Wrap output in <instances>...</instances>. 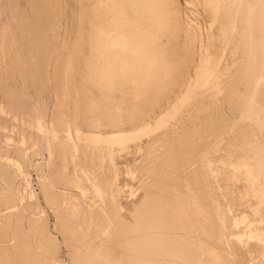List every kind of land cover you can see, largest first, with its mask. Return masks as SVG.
Segmentation results:
<instances>
[{"label": "rangeland", "instance_id": "374dc122", "mask_svg": "<svg viewBox=\"0 0 264 264\" xmlns=\"http://www.w3.org/2000/svg\"><path fill=\"white\" fill-rule=\"evenodd\" d=\"M205 8L204 0H0V198L7 207L18 190L26 197L14 214L0 211V264H264L261 35L257 76L249 57L234 61L228 49L220 78L208 82ZM137 21L151 22L144 35ZM122 29L144 43L118 44ZM66 126L128 138L99 150L86 137L67 140ZM81 169L105 196L73 185Z\"/></svg>", "mask_w": 264, "mask_h": 264}, {"label": "bare ground", "instance_id": "6f19581e", "mask_svg": "<svg viewBox=\"0 0 264 264\" xmlns=\"http://www.w3.org/2000/svg\"><path fill=\"white\" fill-rule=\"evenodd\" d=\"M150 1L152 2V0H150ZM159 1H161V0H159ZM204 1H205V7H206L205 9H208V13H209V15H207V16H209V19H210L209 21H211V23H210V25L208 27L209 28V31H208V33H209L208 34V37H209L208 46L212 50H211L210 53L208 52V54H207V58L209 59V62L207 63L208 68L207 67H206L207 69L205 68V71L207 73L208 82H211L212 80H216V79L220 78L219 73H218V69H219L220 65L222 64L223 58H225V56H226L225 52L228 49H230V54H231V57H233L234 61H236L235 58H240L241 56L244 57L246 60L249 57V66L251 67V69L253 70V72L257 76V74L259 73L258 72L259 66L256 63V61L259 59L260 56H259V52L256 50L257 49V45H258V40H257L256 37L254 38V34L256 32V29L259 30V34L261 35V45H262L261 49H262V53H263L262 58H263V61H264V7H263V10L261 9L259 14H257V7H258V1L257 0H204ZM145 2H144V4H145ZM146 4H147L146 6H147L148 11L151 10V12H153V13L159 11V10L156 11L157 7L159 8V6H157V4H155V3L154 4H150V2H147ZM144 7H145V5H143L140 8L142 9ZM147 9H143V10H147ZM139 11H141V10H139ZM160 11H162V10H160ZM123 12H125V11H123ZM159 13H160V15H162L161 12H159ZM145 14L147 15V11H145ZM123 17H124V14L122 13V10L120 11V10H118L117 7H115L114 15H113V19H112L111 23L116 29L120 30V28H123L124 23H125V20L123 19ZM148 17H149V15H148ZM153 18L155 19V21L153 22L154 24H162V22H159L161 17H159V19L157 17H153ZM155 22H157V23H155ZM146 25H147V23H146ZM146 25H142V23L140 21H137V23L133 24V27L137 28V31H136L137 34L138 33L140 34L142 32L143 35H144L146 27H148V29H149V27H151V26H149V25H151V22L149 21L148 26H146ZM154 27H156V26L154 25ZM157 27H158V25H157ZM216 30H218V32ZM216 32H217V35H219V38H216V41L217 42L219 41V43H220L219 46H221L220 48H222V50H223V55L220 57L217 66L215 65V62L213 61L214 49L216 47L215 44H217V42L214 39L216 37ZM102 33H104V34L110 33V30L107 33H106V30H103ZM128 34H129L128 32L123 30L121 32V36H122L121 38H122L123 41L117 42V43L118 44L121 43L124 46H126V42H128V45H136V48L141 46L144 43L145 36H143V38L141 39V36H138L137 34H134V35L129 34L130 36H128ZM9 35H11V34H9ZM19 40H17V41H19ZM17 41L15 40V42H17ZM6 42H7V40H6ZM7 44H9V43L7 42ZM261 45L259 44L260 47H261ZM5 46H6V44H5ZM8 47L11 48V46H8ZM10 48H8V49H10ZM231 48H233L232 53H231ZM11 49H14L13 46H12ZM0 50H1V48H0ZM138 52H139V49H137V53ZM3 53H4V51H3ZM11 53H14V52H11ZM240 53H242V55ZM2 54L0 55L1 57L4 55V54L3 55ZM228 55H229V53H228ZM6 57H7V55H6ZM10 57L11 56L7 57L8 59H6V58L5 59L10 62V59L12 60L13 56L11 58ZM133 60H135V59H133ZM140 60L144 63V65H152L153 64V61L151 60V57L149 55H146V54H144V56L142 54ZM12 61H14V59ZM12 61L10 63H8V64H12ZM8 67H11V66L8 65ZM262 67L264 68V63L262 64ZM12 68H13V66H12ZM17 68L18 67L16 66V69ZM6 69L8 70L7 66H6ZM6 69H5V71H6ZM13 71L14 70H12L11 72H13ZM9 73H10V71H9ZM13 74H14V72H13ZM17 74L19 76V72ZM21 74H23V73L21 72ZM5 75H8V71H7V74L5 72ZM5 78H6V76H5ZM4 79L1 80V78H0V82L1 81L4 82L3 81ZM14 79H15V75H14ZM14 81H16V80H14ZM23 82H24V79H23ZM4 83H6V82H4ZM22 85H24V87H25L24 83H22ZM11 86H12V84H11ZM15 86H17V85H15ZM0 87L2 89L4 88L2 86H0ZM18 87H19V85H18ZM2 89H1V91H3ZM6 89H7V87H6ZM6 89L4 91L7 93ZM9 89H10V87H9ZM1 91H0V93H1ZM3 93H1V94L4 96ZM3 96H1V98ZM5 97H7V96H5ZM5 97H4V99H5ZM7 105H8V103L6 104V106ZM2 111H4V110H2ZM5 111H6V109H5ZM7 116H10V114L8 113ZM13 119H14V117H13ZM68 119L66 120V124H67V122H71L72 121L71 118H70L71 121L68 120ZM63 120H64V118H63ZM40 123H39V128L41 127ZM49 124H50V122H49ZM64 126H65V124H64ZM74 129H76L75 133L73 132V130H72V128L70 126H66V128H65V137L67 138V140L74 141L76 138L80 139L82 137H86L87 140L89 141L88 144L90 146L96 148V149H99V150L103 147V143L104 142H107L108 144L109 143H113V144H115V143L119 144L120 143V144H122L128 138V134H123V133L122 134L114 133V134H112L109 137H105V136H102V134H94V133L86 135L80 129H77V127L74 128ZM51 130L49 131V129H48V133L50 134V137L52 136L53 140L58 141V139L60 138L59 137V133L54 132L52 127H51ZM76 141H77V139H76ZM68 149H69V146H68ZM71 150H73V149H71ZM101 152H102V150H101ZM49 153H50V150H49ZM71 153H72V151H71ZM50 155H49V157H50ZM51 157H52V155H51ZM49 160H50V158H49ZM18 166H19V164H18ZM42 167L43 166H40L39 170L43 171L44 168L42 169ZM20 172L24 173L23 171H21V166H20ZM249 172H251L250 169H249ZM74 173H75V171H74ZM75 176H76V173H75ZM73 183H74L73 185L81 192V194H83L87 198H89L91 195H94L92 193L90 194V191H94V189H95V191L97 190V193H98L97 195L98 196H100V197L105 196L106 190L104 191L105 188L103 189V187L101 186L100 180L98 181L96 175L94 173H92V172L89 173L88 170H85V171L82 170L81 174L78 175L74 179ZM92 188H93V190H92ZM109 190H110V188H109ZM15 193L17 194V192H15ZM20 193L21 192L18 190V195L20 197V200L16 199L18 195L15 196V194L13 193L14 194V196L12 197L13 199L11 200V198H8V200L9 199L10 200L9 201H7V200L5 201L6 203L8 202V206L7 207H6L7 204L4 205V202H3V200H5L3 198L4 197L6 198L7 195L6 196L4 195L2 199L0 198V201L2 202V205L5 206V209L1 210L2 208H4L2 206L0 208V211L1 212L3 211V213H4L5 210H6L5 211L6 213H8L7 211H9V212L11 211V214H14L12 211L18 209V207L23 205V203L25 201V198H26L22 194L20 195ZM8 197H10V196H8ZM14 197H16V198H14ZM90 199H91V197H90Z\"/></svg>", "mask_w": 264, "mask_h": 264}]
</instances>
